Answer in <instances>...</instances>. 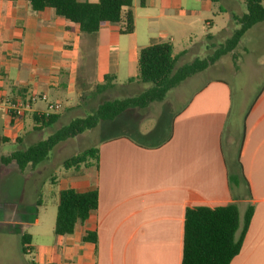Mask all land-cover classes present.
Returning a JSON list of instances; mask_svg holds the SVG:
<instances>
[{
  "label": "crops",
  "instance_id": "0c3cea01",
  "mask_svg": "<svg viewBox=\"0 0 264 264\" xmlns=\"http://www.w3.org/2000/svg\"><path fill=\"white\" fill-rule=\"evenodd\" d=\"M132 2L135 32L123 35L115 24L95 34L83 33L53 9L35 12L26 0H0V95L5 102L41 98L23 117L13 116L5 102L0 105V147L30 144L42 132L34 116L44 114L48 102L61 103L62 110L71 112L86 88L101 94L96 87L107 75L115 77L112 90L133 92L126 97L150 88L137 80L140 50L173 30L192 29L203 13L211 12L213 1L145 0L144 6L141 0ZM206 23L212 24L209 19ZM171 40L175 52L176 37ZM183 52L187 50L174 55ZM250 54L244 48L239 70L232 66V72L263 71L264 65H254ZM206 71L171 90L164 101L108 122L120 130L99 140L98 169L81 166L67 170L61 179L51 177L50 193L58 200L53 213L38 200V190L46 185L40 166L22 172L15 163H0V179L12 178L36 194L28 205L0 201V257L11 256L12 248L24 254L23 236L29 235L27 248L33 259L27 264H181L186 209L235 202L241 230L249 208L252 218L231 264H264V84L248 110L240 111L241 133H232L235 172L239 174L241 165L244 179L239 188L231 189L224 136L234 107L233 89L222 77L204 78ZM66 98H71L70 104ZM61 115L56 124L67 114ZM10 154L0 152V159ZM69 188L80 193L97 190L99 206L73 234L57 236L59 194ZM87 233L96 234V243L84 240ZM16 252L10 260L0 258V264H19Z\"/></svg>",
  "mask_w": 264,
  "mask_h": 264
},
{
  "label": "trees",
  "instance_id": "16d2710c",
  "mask_svg": "<svg viewBox=\"0 0 264 264\" xmlns=\"http://www.w3.org/2000/svg\"><path fill=\"white\" fill-rule=\"evenodd\" d=\"M35 12L53 9L57 17L79 25L81 32L95 34L107 24L120 25V32L129 35L135 32V15L132 0H98L96 3L79 0H26ZM217 2L218 0H212ZM247 12L241 16L234 15L233 20L239 26L225 42L212 44L213 52L204 58L176 68L178 58L173 44L168 41L155 42L140 50L138 81L151 84V87L134 95L121 99L105 101L85 117L72 119L69 123L53 132L45 140L30 145L27 149L17 150L2 157L0 163H15L22 172L33 170L49 161L53 150L63 142L77 138L87 131L96 129L101 122H112L121 114L132 109H147L151 104L162 102L169 92L187 79L206 71L225 56L231 55L235 71L239 70L242 53L238 51L242 39L248 31L264 23V0H244ZM144 6L145 0H141ZM208 39H212L208 35ZM133 80H130L132 82ZM115 86V77L107 75L102 84L97 85L96 92L103 93ZM62 117L59 113L35 115L38 131L54 126ZM99 149L92 147L64 161L66 170L81 166L99 168ZM239 174L229 170L231 189L239 188L244 179L239 166ZM247 183V182H246ZM39 205L41 202H38ZM99 206L97 190L80 193L69 188L59 194V204L55 225L57 236L71 235L77 225L84 224ZM252 218L249 208L241 230V214L237 203L210 208L198 206L187 208L184 223L183 256L181 264H231L240 253L245 234ZM239 230H241L239 234ZM23 236V253L28 254L27 240ZM85 241L96 243V234L87 233ZM31 264H35L32 262Z\"/></svg>",
  "mask_w": 264,
  "mask_h": 264
},
{
  "label": "rangeland",
  "instance_id": "374dc122",
  "mask_svg": "<svg viewBox=\"0 0 264 264\" xmlns=\"http://www.w3.org/2000/svg\"><path fill=\"white\" fill-rule=\"evenodd\" d=\"M211 12L203 13L198 19L196 25L189 31L178 32L173 30L174 34H170L166 38H161L160 41L173 42L172 37H176L175 54H179L180 51L187 50L186 54L180 56L177 61L176 67L188 64L196 58H204L213 52L211 45L223 43L228 39L233 32L239 28V26L233 20L232 15L241 16L247 12L244 0H220L218 2H210ZM213 12V13H212ZM231 14V15H230ZM209 19L212 24L208 25L206 20ZM263 24V23H262ZM264 25H258L252 28L242 39L238 48L240 53H243V49L246 48L250 51V59L254 65H264ZM173 27V26H171ZM263 28V31H260ZM208 35L216 36V39L209 40ZM242 57V56H241ZM241 61V60H240ZM209 71L204 73V78L208 77H222L231 85L234 94V107L231 117L229 119L228 128L224 136V146L226 151V157L231 170H236V149L237 146L233 144L232 133H241V116L240 111L243 109L248 110L255 97L259 93L261 87L264 84V70L249 71L244 69L238 73L232 72V66L234 69V63L231 55L225 56ZM216 68V69H215ZM223 68V69H220ZM202 76V77H203ZM201 77V78H202ZM117 83H122L117 80ZM137 88L136 91H139ZM133 93L132 91L122 90L117 88L115 90H108L101 94L95 93V88H86L81 92L79 98V106L75 107L71 112H65L64 109L59 114L64 115L67 119H74L78 117H85L91 114L99 105L105 101L121 99ZM76 99V97H74ZM66 104L71 103V98H66ZM66 118L62 119L61 124L58 123L50 129L37 133V137L30 143L20 146L17 143H6L0 147V152L9 154L20 149H26L31 144L37 143L41 140H45L56 130L69 123L70 120ZM120 130V127L110 128V123L101 122L99 126L91 131L84 133L86 136L82 141H66L58 145L50 155L49 161L40 165L42 170L41 179L46 184L43 189H39L38 200L44 203L47 207L48 213H53L57 199L51 195V188H53L51 177L54 179H61L67 172L64 168V161L68 158L83 152L84 150L92 147H97L99 140L109 135H112ZM165 132V130H164ZM160 131L156 132V138H159ZM159 140V139H158ZM157 140V141H158ZM56 190V188H54ZM35 192L30 188H23L15 183V181L6 177L0 179V201H13L20 200L27 203L35 200ZM39 205V203H38ZM40 206V205H39ZM16 252L15 249H11V256H1V259L10 260L14 258L12 253ZM19 254V253H18ZM16 252V259H20L19 264H27L33 259V255L19 254ZM19 258H18V257Z\"/></svg>",
  "mask_w": 264,
  "mask_h": 264
},
{
  "label": "built area",
  "instance_id": "2783aa9c",
  "mask_svg": "<svg viewBox=\"0 0 264 264\" xmlns=\"http://www.w3.org/2000/svg\"><path fill=\"white\" fill-rule=\"evenodd\" d=\"M3 96L0 95V105L3 104ZM38 99H41L37 95H33L29 97L27 100L23 99H16V100H6V105L8 110L13 116L16 117H23L25 113L29 110H31L32 104L35 103ZM42 100H46V97H42ZM47 109L46 112L44 113L45 115H50L54 113H58L62 110V104L61 103H53V102H48L47 103Z\"/></svg>",
  "mask_w": 264,
  "mask_h": 264
}]
</instances>
